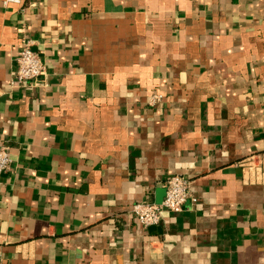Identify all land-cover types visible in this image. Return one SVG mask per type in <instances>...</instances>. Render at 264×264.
<instances>
[{"label": "crops", "instance_id": "obj_1", "mask_svg": "<svg viewBox=\"0 0 264 264\" xmlns=\"http://www.w3.org/2000/svg\"><path fill=\"white\" fill-rule=\"evenodd\" d=\"M0 143V264H264V0H0Z\"/></svg>", "mask_w": 264, "mask_h": 264}, {"label": "built area", "instance_id": "obj_2", "mask_svg": "<svg viewBox=\"0 0 264 264\" xmlns=\"http://www.w3.org/2000/svg\"><path fill=\"white\" fill-rule=\"evenodd\" d=\"M32 41L25 39L22 44L21 54L16 59V70L13 72L14 82L25 84L41 78L46 74L47 67L40 52L32 49ZM161 100L157 95L150 99L152 106ZM12 157L9 147L0 143V178L12 165ZM243 167L246 173L256 176L258 170L264 169V156L254 154L245 159ZM166 193L162 203L149 201L139 202L133 206L132 212L144 228L159 224L163 213L180 212L184 210L187 201L190 199L193 204L197 203V197L192 193L191 183L183 175H172L165 181Z\"/></svg>", "mask_w": 264, "mask_h": 264}]
</instances>
